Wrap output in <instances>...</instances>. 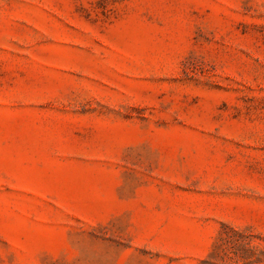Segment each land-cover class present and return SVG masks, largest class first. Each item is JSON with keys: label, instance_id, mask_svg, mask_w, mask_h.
Returning <instances> with one entry per match:
<instances>
[{"label": "rangeland", "instance_id": "1", "mask_svg": "<svg viewBox=\"0 0 264 264\" xmlns=\"http://www.w3.org/2000/svg\"><path fill=\"white\" fill-rule=\"evenodd\" d=\"M0 264H264V0H0Z\"/></svg>", "mask_w": 264, "mask_h": 264}]
</instances>
